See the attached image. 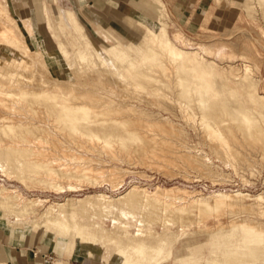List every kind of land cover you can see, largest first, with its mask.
Wrapping results in <instances>:
<instances>
[{
	"label": "rangeland",
	"instance_id": "374dc122",
	"mask_svg": "<svg viewBox=\"0 0 264 264\" xmlns=\"http://www.w3.org/2000/svg\"><path fill=\"white\" fill-rule=\"evenodd\" d=\"M54 1L0 0V125H17V129L5 128L7 135L0 131L4 153L0 163L5 162L0 166V185L15 190L21 200H45L37 207V218L50 204L66 197L76 199L96 192L115 197L134 186L149 193L170 189L171 195L184 198L154 201L146 208L140 201L118 216L98 208L99 212L75 213L70 224L85 225L83 231L95 238L93 252L85 256H101L104 262L112 259L118 264H134L125 259H131L132 254L118 257L124 250L119 248L113 217L127 222L131 233L151 230L165 238L163 258L155 264H207L215 255L223 261L222 247L240 243L241 231H232L231 226L249 224L264 230V202L254 200L257 194L264 197V110L249 101L264 95V2L160 0L162 16L156 1L139 0L148 8L146 15L130 23V28L117 30L111 24L88 22L72 10L58 8ZM67 11L71 13L64 17ZM163 33L182 52L194 58L197 55L200 68L211 76L217 92L215 98L205 100L213 105L208 116L215 129L202 124L198 95L193 91L188 97L181 95L175 71L178 60L167 57L158 46ZM155 54L157 61L150 59ZM70 55L75 57L72 68L66 61ZM113 62L126 74L125 81L114 72ZM181 75L190 81V73ZM24 80L27 83L22 85ZM41 84L51 92L63 89L72 99L68 100L71 105H91V131L100 137L107 134L110 144L96 136L90 139L70 132L68 125L46 110L49 102H43V97L30 102L16 96L21 91L18 88L35 92ZM189 84L193 88L194 81ZM237 110L251 113L249 125L233 116ZM214 131L223 136L218 138ZM54 170L74 171L76 178L57 179ZM53 183L65 188H54ZM215 192L245 196H233L230 206L214 211L200 213L193 206L195 199L212 202ZM5 228L10 231L0 217V229ZM11 233L45 238L54 249L50 253L53 263L65 264L57 254H79V246L71 252V240L55 230ZM61 236L65 239L59 240ZM111 237L114 242L109 241ZM250 248L249 254L228 258V264H264V238Z\"/></svg>",
	"mask_w": 264,
	"mask_h": 264
},
{
	"label": "bare ground",
	"instance_id": "6f19581e",
	"mask_svg": "<svg viewBox=\"0 0 264 264\" xmlns=\"http://www.w3.org/2000/svg\"><path fill=\"white\" fill-rule=\"evenodd\" d=\"M154 1H156L159 4L162 16H165L163 14V10H162V7L164 6L163 3L160 0H154ZM259 1L264 2V0H259ZM163 29L164 28L161 26V31ZM148 31H149V29H148ZM163 32H164V30H163ZM163 34H164L163 37L156 36V38L158 37V39H157L158 40V46L160 47V51L163 52L164 54H166V56L168 55L169 58H171L175 61L178 60L177 64H176L177 70H175V71L177 73V76L179 77V83L182 87L181 91L180 90L179 91H180L181 95L185 96V97H188L189 93L192 91H193V93H196V95H198L197 104L199 105L198 107H201L200 109L202 111L201 112L202 113L201 114V121H202V124L209 130L210 128H212V126H211L212 120L210 118L211 116H208V113H209V111H211L213 105H210L208 103L209 102L208 99L205 100V97H210V99L215 98V94L217 91L212 85L211 81H213V80L210 79L211 76L208 73L202 71V69L200 68V61H199L200 58H196L197 55H195V58H194V57H192V55L190 56L189 53L182 52V50H180L178 47H176L174 42L170 38H168L165 35V33H163ZM161 52H159V53H161ZM118 54L124 59L126 64L131 65V63H128V61H126L127 59H125L124 53L119 52ZM157 57H158V55L155 54L150 59H152V60L156 59V61H157ZM95 59H97L98 61L102 60V58L98 55H95ZM147 59H149V58H147ZM66 61H67L68 67L72 68L74 65V62H75V57L71 56V59L66 60ZM111 67L114 69V72L116 71V75L121 80L125 81V79H127L126 74L122 71V68L119 67L118 65H116L115 62H113L111 64ZM185 72L190 73L189 80L194 81V85L192 86L193 88L190 87L191 86L189 84L190 81H188L187 79H185V77H183L181 75V73H185ZM25 81L26 80L20 81V83L23 82V83H21L23 85ZM31 81H33V80H31ZM29 82L30 81H28V84H29ZM241 82H243V81H241ZM17 83H16V85L20 84L19 82H17ZM26 83H27V81H26ZM31 83H34V82H30V84ZM48 83L49 82H45L44 84L46 86H48L47 85ZM129 85H131V83H129ZM242 85H244V83ZM26 86L29 87L27 84H26ZM43 86L44 85L41 84L40 89L41 88L42 89L41 90L39 89L38 91H35V92L31 91L30 88L28 90H25V91L18 88L21 91H20V93L19 92L16 93L17 94L16 96L19 95L20 97L25 98L26 100H29L30 102L33 101L32 99L38 100V99L43 97L44 98L43 102L46 99V100H48L47 102H49V104L51 103V105H52L50 108V105L48 104L47 105L48 109H46V110H49V112L51 111V113H53L54 116H56L58 119H60L61 124L63 123L64 125H68L70 132H73V134H74V132L75 133L80 132L82 135L88 136L90 139L93 136H96L98 140H102L104 143L110 144L109 143L110 139L107 137V134H106V137H100L98 135H93V130L91 131V128L94 126V124L92 126H90L93 123L92 115H94V113L92 114L91 111L89 110L91 105L88 104L89 107L87 104L86 105H82V104L78 105L75 103L76 105H71L70 101H68V100H72V99L68 98L67 93H64V91H61L63 89H60L57 91L55 90L54 92H51L50 90H47V89H51L49 87L50 85L48 86L49 88H47L46 90H44L45 86L44 87ZM52 86H54V85H52ZM19 87H21V86H19ZM34 87H36L35 84H34ZM37 87L39 88V84ZM38 88H36V89H38ZM23 89H24V87H23ZM246 89H247V86H246ZM32 90H34V89L32 88ZM211 90H214V92H212ZM247 91H248V89H247ZM249 91H251V90H249ZM224 93H226V92H224ZM247 93H248L247 97H250L251 93L250 94H249V92H247ZM258 96H257V98L251 97V100H249V101L252 102V104L254 106L256 105V106L260 107L261 110L262 109L264 110V95H262L260 97H258ZM59 97L60 98L62 97V98L59 100L58 99ZM22 98H21V100H22ZM51 100L53 102H50ZM74 100L77 101L76 98ZM190 100H191V98H190ZM40 105H41V103H40ZM47 106H46V108H47ZM188 106H190V105H188ZM258 107H256V108H258ZM244 110H246V109H244ZM244 110L235 111L233 116L235 118L238 117V119H240V117H241V119H243V121H244V123L243 122L242 123L243 124L246 123L247 125H249L251 122L250 119H252L250 117L251 113L248 114L249 112H245ZM55 113H56V115H55ZM99 113H100V111H99ZM97 114H98V112H97ZM51 115H50V117H51ZM57 118H55V120ZM235 118H234V120H236ZM6 120H4V121H6ZM100 124L101 123L96 124V125L98 126ZM243 124H242V126H244ZM5 125H0V131L3 130L4 133L7 135L5 128L11 129L12 126H9L10 124H8L6 126ZM16 126H14L13 128H15ZM2 127H4V129ZM19 127H21V125ZM13 128H12V130H13ZM10 129H8L9 132H11ZM16 129H17V127H16ZM37 129L39 130V128H37ZM212 129H215V128H212ZM216 130H218V129H216ZM34 131H36V130L34 129ZM218 131H214V132H215V135L218 138H220L221 133H219ZM20 135H21V133H20ZM122 136L123 135H121V137ZM19 137H22V136H18V138ZM119 139H121V138H119ZM221 139H222V137H221ZM24 140H26V139L23 138V142H25ZM122 140H123V138H122ZM2 150L3 149H0V156L3 153ZM19 151H21V150H19ZM15 159H16V157H15ZM0 162H2V160H0ZM4 164H5V162H4ZM4 164L0 163V166L3 167ZM41 165H39V166H41ZM5 166H7V164ZM40 169H41V167H40ZM89 169L90 168H88V170ZM58 170H60V169H58ZM67 172L64 173V172H58V171L54 170L53 174L56 175V177L58 176L57 179L61 178V177H67V175L68 176H74V178H76L74 175V173H75L74 171H73L74 173L69 172V171H67ZM37 173H38V171H37ZM70 173H71V175H70ZM8 174H10V172ZM76 176L78 177L79 174H77ZM80 177H82V176H80ZM20 180H22V179H20ZM60 184L53 183L52 186H54V188L58 187V189H60V190H61V188L62 189L65 188V186H63L62 184L60 185ZM68 188L72 189V188H74V186L69 185ZM169 190L170 189L158 188L154 193H149L145 189H138L136 186H134V187L130 188L129 190L125 191L124 193H122L121 195L115 196V197L107 195L103 192H96L94 194H86L85 196L80 197V198H76V199H74L72 197H66L65 200L62 202H56L54 204H50L45 209V211L41 214V216H39V218H37L38 217L36 215L37 207L42 205L43 201H45V200H42V199L21 200V198H19V196L15 190H11V192H10V191H8V189L6 187L0 185V212H1L0 217L7 221V229H9L13 233L23 232V233L32 234L35 231L41 232V231L55 230L58 232V234H62V235L64 234V235H66V238H69L71 240V246H72V248L70 249L71 252H73L76 249V246H79L78 247L79 253L83 254V255H87V254H91L93 252V249L91 246H93L95 238H92L89 235V231H88V233L83 231V228L85 230V227H86L85 225H84V227L81 226L82 224L78 225L77 227H73L70 224V219H71V217L74 216L75 213H83V212L86 213L87 211H89V209L90 210L91 209L97 210V208H98L101 211L109 213V215H110V213L111 214L114 213V215L116 213V216H118L119 214H127V208L126 207H129L130 205H134V204H139L140 201L142 203H145L144 208H146L150 203H152L154 201H157V203H159L160 201H177L178 202V201H181L184 199L182 196L171 195L169 193ZM150 194H152V195H150ZM213 196L214 197H213L212 202H208L205 199H195L192 202L193 206L196 207L200 213H201V211H204V210H205V212H208L207 210L214 211V210H218L219 208H224V207L230 206L234 200L233 196H243L244 197L245 194H243L241 192H236L233 195H230V194L225 193V192H215L213 194ZM254 200H256L257 203H259V202L261 203V202H264V197L260 194H257L254 197ZM1 209L4 211H2ZM19 212H22V214H24L25 217L21 218L20 214H18ZM97 212H99V210H97ZM85 213H83V214H85ZM87 213H90V212H87ZM100 213H102V212H100ZM5 214H7L8 216H5ZM10 215H14V218L10 219ZM102 215H104V214H102ZM37 219L38 220L40 219V223H38L39 221H37ZM113 227L118 229V231L114 230V232H115L116 238H118V240H119V243H118L119 248H122L124 250L123 253L119 252L118 257H122L124 253H127L130 256L132 254L131 259L130 258H125V259L128 262L130 260V262H132L134 264L135 263L136 264H155V263H159L160 259L163 258L164 249H165L166 242H167L163 236L160 237L157 234L153 233L151 230L142 232L141 229H139L137 232L131 233L129 231L128 223L127 222L126 223L119 222L118 217H113ZM121 228H122V231L120 230ZM231 229H232V231H237V230L241 231L239 246L222 247V250L220 251L221 252L220 255H221V257L224 258V260L223 261L219 260L217 258L218 256L215 255V257L212 256V258H209V260L207 261V264H222V263L228 264V258H235V256H238L241 253H243V254L251 253L253 251L252 248H250L251 244H259L261 242V240L264 238V230L263 229L257 228L255 226H252L249 224L242 225L241 227L234 225V226H231ZM102 231H103V229H102ZM90 232H91L90 234H92L93 231H90ZM94 234H96V233L94 232ZM228 234H230V233H228ZM113 235H114V233H113ZM58 239L64 240L65 237L61 236ZM111 240H112V237L109 241H111ZM78 241H79V244H76V242H78ZM96 241H98V240L96 239ZM213 252H214V254L215 253L217 254V250H214ZM132 260H134V261H132ZM142 262H144V263H142ZM53 264H57V263H53Z\"/></svg>",
	"mask_w": 264,
	"mask_h": 264
},
{
	"label": "crops",
	"instance_id": "0c3cea01",
	"mask_svg": "<svg viewBox=\"0 0 264 264\" xmlns=\"http://www.w3.org/2000/svg\"><path fill=\"white\" fill-rule=\"evenodd\" d=\"M54 2L58 8L72 10L77 16L78 14L84 16L88 22L111 24L117 30L130 28V23L142 20L148 10L145 3L139 0H55ZM16 8L27 10L28 6L17 5ZM68 13L71 12L67 11L63 16L66 17ZM63 16L60 21L64 20ZM52 249L47 240L40 236L17 235L6 231V228L0 229V264H50L44 262V257L53 256L50 254L54 251ZM57 255L59 256L57 259H62L65 264H118L112 259L104 262L101 256L92 258L80 253L75 254V251L70 256Z\"/></svg>",
	"mask_w": 264,
	"mask_h": 264
},
{
	"label": "built area",
	"instance_id": "2783aa9c",
	"mask_svg": "<svg viewBox=\"0 0 264 264\" xmlns=\"http://www.w3.org/2000/svg\"><path fill=\"white\" fill-rule=\"evenodd\" d=\"M54 260H55V259H54L53 256H45V257H44V262H45V263L53 264Z\"/></svg>",
	"mask_w": 264,
	"mask_h": 264
}]
</instances>
